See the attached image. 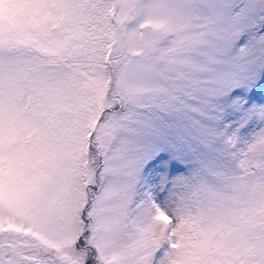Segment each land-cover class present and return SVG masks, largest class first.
<instances>
[{
    "label": "snow or ice",
    "instance_id": "obj_1",
    "mask_svg": "<svg viewBox=\"0 0 264 264\" xmlns=\"http://www.w3.org/2000/svg\"><path fill=\"white\" fill-rule=\"evenodd\" d=\"M0 264H264V0H0Z\"/></svg>",
    "mask_w": 264,
    "mask_h": 264
}]
</instances>
